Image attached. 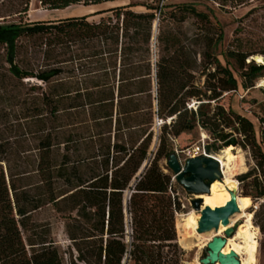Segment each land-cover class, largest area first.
Masks as SVG:
<instances>
[{
    "label": "trees",
    "instance_id": "16d2710c",
    "mask_svg": "<svg viewBox=\"0 0 264 264\" xmlns=\"http://www.w3.org/2000/svg\"><path fill=\"white\" fill-rule=\"evenodd\" d=\"M38 1L62 11L123 0ZM130 1L93 16L0 23V264H65L50 225L34 219L47 206L69 220L79 255L70 264H126L128 254L132 264H181L177 251L165 252L178 249L181 205L175 176L160 163L177 154L183 134L206 132L208 154L230 140L249 150L255 168L238 180L244 197L264 199L255 125L222 104L239 90L233 63L244 89L264 78V65L248 63L260 55L229 50L224 65L216 53L224 32L207 13ZM30 4L3 0V17L27 15ZM190 18L200 26L193 35L184 30ZM23 39L33 42L26 66L18 62ZM259 122L264 135V117Z\"/></svg>",
    "mask_w": 264,
    "mask_h": 264
},
{
    "label": "rangeland",
    "instance_id": "374dc122",
    "mask_svg": "<svg viewBox=\"0 0 264 264\" xmlns=\"http://www.w3.org/2000/svg\"><path fill=\"white\" fill-rule=\"evenodd\" d=\"M2 2L3 0H0L1 24L53 22L72 17L93 16L95 13L106 11L117 6H125L131 3L130 0H123L119 3L105 4L99 7L77 6L57 12L46 10L41 6L38 0H31L27 15H23L21 17L17 15L12 17H3V14L6 12L8 7L2 8ZM138 2H143V0ZM167 2L172 5H193L199 12L207 13L214 24L218 23L222 27L224 39L218 47L216 53L224 65L226 64L224 54L229 50L245 54H257L264 57V0H167ZM135 11L143 13L147 12L144 7H137L135 8ZM99 19L100 16L91 18V20L94 21ZM199 28L200 26L192 18L188 19L184 24V30L188 32L189 35L199 32ZM155 34H157L156 29ZM21 43L22 48L18 56V62L21 66H26L33 49V42L23 39ZM4 55L5 50L0 47V73L3 72V66H6L4 64ZM252 58L254 57H251L250 60H248V63L251 60H254ZM254 61L258 64L256 60ZM232 70L235 77L238 79L239 90L235 93L226 94L222 104L226 108H232L237 113L246 116L254 123L258 140L264 151V135L262 134L259 122V118L264 117V78L257 80L253 87L244 89L240 78V71L235 63H233ZM155 125L156 136L154 138V144L150 149V158H152L156 153V140L158 134L157 128L159 126L157 120L155 121ZM203 143L205 146H208L209 144H212V140L206 132L201 130L192 134H183L179 137L177 140V152L179 153L177 154L182 164L190 158L187 152L188 148L201 145ZM231 147L234 148L233 151L229 150ZM209 155L213 156L220 163V165L221 160L226 161L228 158H231L233 170L229 173V177L236 182L237 198H247L244 197V191L238 180V176L255 168L256 163L251 152L249 150H244L239 146L231 145L217 152L211 151ZM160 164L165 173H170L166 169V167H168L167 159H163ZM171 173L173 174L172 171ZM174 182L177 183L175 196L178 198L181 205V211H179L175 216L177 231L176 244L178 249L166 248L165 252H169L172 256L177 251V255L181 259V264H195L197 261H200L207 256L208 245L203 248H201L199 244L196 246L186 245L182 235L186 224L183 221L188 219L192 213H198L192 205L193 201L198 199V195H191L187 193L175 179ZM130 193L131 191L128 190L124 194V207L126 209ZM248 199L251 200V207L248 209L247 213L252 215L253 229L251 230V233L254 235L255 241L258 243L257 252L255 254V261L250 263V254L246 249L247 245L245 244V239H239L238 243L244 247V250H242L238 255L240 257L241 264L243 262L245 264H264V199H253L251 197H248ZM238 217L237 218L239 220L234 226L241 227V225L245 224L246 218L241 219L242 216L240 215ZM126 218L127 232L125 241L128 245H130L131 227L128 214ZM34 219L39 223L50 225L52 241L59 249L65 264H70L72 260H77L79 257L78 252L74 247V242L68 235L67 226L69 220L64 218L63 215L58 214L52 206H47L38 213L34 214ZM231 222L229 225H226V227L229 228L232 224ZM197 235L200 236L198 233ZM215 236H224V228H221L219 232H216L213 237ZM128 259L129 254L126 256L125 263L132 264Z\"/></svg>",
    "mask_w": 264,
    "mask_h": 264
},
{
    "label": "water",
    "instance_id": "95a60500",
    "mask_svg": "<svg viewBox=\"0 0 264 264\" xmlns=\"http://www.w3.org/2000/svg\"><path fill=\"white\" fill-rule=\"evenodd\" d=\"M156 28L157 24H155ZM262 65H264V61ZM231 145H236V141L227 142V147ZM167 166L173 172L178 184L191 195L209 194L211 185L223 178L220 163L211 155L189 158L182 164L178 155L172 154L167 160ZM230 194L231 201L225 207L215 210L210 207L203 208L202 199L193 201L192 205L195 210L201 214L198 234L219 232L222 225H229L232 217L240 212L236 192H230ZM237 228L238 226L228 228L225 230L224 236L213 238L207 246L208 254L202 259L201 264H241L240 257L235 251L228 255L224 254L228 239L234 236Z\"/></svg>",
    "mask_w": 264,
    "mask_h": 264
},
{
    "label": "bare ground",
    "instance_id": "6f19581e",
    "mask_svg": "<svg viewBox=\"0 0 264 264\" xmlns=\"http://www.w3.org/2000/svg\"><path fill=\"white\" fill-rule=\"evenodd\" d=\"M254 59L258 62L259 65L264 61L263 56H255ZM229 150L233 151L234 148L231 147ZM221 168L224 179L222 178V180L214 182L210 187L209 194L197 196L198 199H202L203 208L210 207L213 210L217 208H223L231 201L230 192H236L237 194L236 182L229 177V173L233 170L231 158H228L226 161L221 160ZM237 203L240 212L232 217V222L230 221L232 224L229 226V228L233 227L238 222L239 215L242 216L241 219L246 218V222L244 225H241V227L237 228V231L232 238L228 239V243L224 249V254L228 255L232 251L240 254L241 251L244 250V247L238 243V240L245 239V244L247 245L246 249L250 254V263H252L255 261V254L257 252L258 243L255 241L254 235L251 233V230L253 229L252 215L247 213L248 209L251 207V200L248 198H237ZM200 218V213H192L188 219L183 221L186 224L182 236L186 245L196 246L197 244H199L201 248H203L207 246L213 240V238L217 237H213V235L216 233L214 231L207 234H199L201 237L197 235ZM221 228H224V232L228 229L226 225H222ZM201 261L202 259L200 261H197L195 264H201ZM242 264L245 263L243 262Z\"/></svg>",
    "mask_w": 264,
    "mask_h": 264
},
{
    "label": "built area",
    "instance_id": "2783aa9c",
    "mask_svg": "<svg viewBox=\"0 0 264 264\" xmlns=\"http://www.w3.org/2000/svg\"><path fill=\"white\" fill-rule=\"evenodd\" d=\"M194 105L195 104H192L190 107H194ZM158 125H160V123H158ZM187 152L190 158H195L197 156H210L206 151V146L204 143L187 150Z\"/></svg>",
    "mask_w": 264,
    "mask_h": 264
},
{
    "label": "crops",
    "instance_id": "0c3cea01",
    "mask_svg": "<svg viewBox=\"0 0 264 264\" xmlns=\"http://www.w3.org/2000/svg\"><path fill=\"white\" fill-rule=\"evenodd\" d=\"M115 3H119V2H114V3H107V4H115ZM103 5H105V4H103ZM99 6H102V5H99ZM99 6H92V7H99ZM73 7H77V6H73ZM70 8H72V7H70ZM69 9V8H68ZM57 12H61V11H57ZM67 19V18H66Z\"/></svg>",
    "mask_w": 264,
    "mask_h": 264
}]
</instances>
